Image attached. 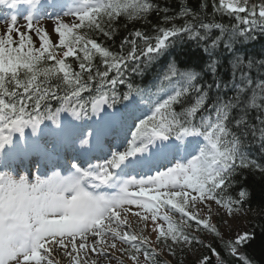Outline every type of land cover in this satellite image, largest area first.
<instances>
[{
    "label": "snow or ice",
    "instance_id": "1",
    "mask_svg": "<svg viewBox=\"0 0 264 264\" xmlns=\"http://www.w3.org/2000/svg\"><path fill=\"white\" fill-rule=\"evenodd\" d=\"M207 7L76 0L23 27L3 20L0 264H252L253 232L237 227L250 193L236 181L264 176L248 155L258 143L264 161V45L241 46L264 35V0H212L210 18ZM185 43L207 57L198 70L170 51ZM24 160L35 176L14 171Z\"/></svg>",
    "mask_w": 264,
    "mask_h": 264
},
{
    "label": "trees",
    "instance_id": "2",
    "mask_svg": "<svg viewBox=\"0 0 264 264\" xmlns=\"http://www.w3.org/2000/svg\"><path fill=\"white\" fill-rule=\"evenodd\" d=\"M260 2L261 0H249V6L252 3L259 4ZM154 3L160 5L161 7H169V14L178 13L181 10L182 4H187V6H189L190 8L199 10V5L201 3H207L208 7L206 11L209 14V18L211 17L212 0H154ZM162 15L163 13H161V16ZM150 19H152L153 23H157L159 17H157L156 14L153 13ZM216 20L217 22L225 24H229L230 22L234 23V21H232L231 18L226 15L221 17L218 14L216 16ZM179 22L182 23L183 21ZM137 27L144 26L141 22L137 25ZM131 30V25H129L127 29L123 27L120 29V34H118L116 38V44L112 46L114 50H118L119 40L123 35H126L127 32ZM145 30L147 31L146 28ZM255 35L257 38L254 41L241 46L242 48H244V51H246L250 56L258 55L262 50V45H264V35H261L259 32H257ZM97 39L99 40V38ZM170 51L174 52V55L178 57L179 61L191 65L193 67V70H198L196 66L202 64L203 61L207 59V57L197 49L195 43H185ZM219 55L222 58L223 65L221 71L225 73V78H227V63L230 58L229 53L221 50ZM71 60L72 58H67V62H71ZM150 81L151 75L147 74L145 82ZM253 115H255V113H253ZM248 155L250 158L256 159L258 162H264L261 160V154L258 150V143H254L250 146V148L248 149ZM236 184L237 187L243 186L250 193L249 204L245 205L246 209H250V211L245 213V218L237 226L238 229H246L249 232H253V239L245 245V252L250 257L252 264H264V212L261 211V207L264 206V176H262L258 171L254 169L244 170L242 174L237 178ZM217 218L219 217H215V224L220 226V218L218 219L219 221L217 220ZM205 235L208 237V239H211L210 234ZM172 259L184 260L185 257L178 253V256Z\"/></svg>",
    "mask_w": 264,
    "mask_h": 264
},
{
    "label": "rangeland",
    "instance_id": "3",
    "mask_svg": "<svg viewBox=\"0 0 264 264\" xmlns=\"http://www.w3.org/2000/svg\"><path fill=\"white\" fill-rule=\"evenodd\" d=\"M73 7H76V0H62V2L61 3H57L54 7L53 6H50V9H51V11H42V12H38L37 14H32V15H34V16H36V17H40V16H43V15H48V16H51V17H55V16H57V15H63V13L65 12V11H67L69 8H73ZM52 11H53V13H52ZM12 15H16L17 17H18V24H19V26H21V27H23V25L26 23L24 20H23V18L26 16V15H28L27 13H25V12H23V11H16V12H14V13H12L11 11H7L6 9H5V7L4 6H0V29H3L4 27H5V25H4V19H7V18H9V17H11ZM41 139H42V136H41ZM29 143H31V138L29 139ZM10 151V150H9ZM36 164H33L32 166H27V168L25 169H22L21 167L20 168H15L14 170L17 172V173H28V174H32L33 176H35V174H36V170H37V168H36V166H35ZM29 167V168H28ZM40 173L41 174H45L46 173V170H45V168H40ZM111 192V191H110ZM138 209H135V208H133V211H137ZM166 211V209H161V213L163 214L164 212ZM213 212H214V218H213V223H215V217H219V216H216L215 215V207H214V209H213ZM201 215L202 216H206L207 215V213L206 212H204V211H202L201 212ZM175 218L176 219H179V217L178 216H175ZM220 218V217H219ZM219 218H217V220L219 219ZM245 218V214H243V216H242V218L239 220V222H238V225L240 224V222L241 221H243V219ZM219 221V220H218ZM160 223H163L162 221H159ZM133 223L135 224V221H133ZM220 227L222 228L223 227V221L220 219ZM237 225V226H238ZM143 225H142V223L140 224V227H142ZM152 225H151V221L149 220V227H151ZM165 227H166V225H165ZM133 230H135V231H139V227H135ZM58 259L60 258V257H57ZM184 260H186V258L184 259Z\"/></svg>",
    "mask_w": 264,
    "mask_h": 264
},
{
    "label": "bare ground",
    "instance_id": "4",
    "mask_svg": "<svg viewBox=\"0 0 264 264\" xmlns=\"http://www.w3.org/2000/svg\"><path fill=\"white\" fill-rule=\"evenodd\" d=\"M17 5L25 6V7L27 8V11L29 12V14L31 13L30 8L34 6V5H29V4H27V3H24V2L21 1V0H18V3H17L14 7L10 8V9L13 10L14 8H16ZM109 191H112V190L109 189Z\"/></svg>",
    "mask_w": 264,
    "mask_h": 264
}]
</instances>
